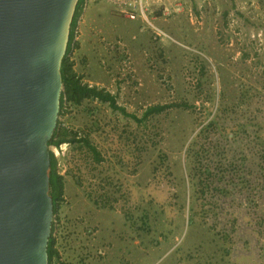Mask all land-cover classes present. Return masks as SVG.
I'll list each match as a JSON object with an SVG mask.
<instances>
[{"label":"rangeland","instance_id":"374dc122","mask_svg":"<svg viewBox=\"0 0 264 264\" xmlns=\"http://www.w3.org/2000/svg\"><path fill=\"white\" fill-rule=\"evenodd\" d=\"M146 2L130 20L84 1L70 60L137 117L181 106L141 124L98 101L59 117L102 159L50 147L65 184L59 261L264 264V0ZM210 120V136L197 135Z\"/></svg>","mask_w":264,"mask_h":264},{"label":"water","instance_id":"95a60500","mask_svg":"<svg viewBox=\"0 0 264 264\" xmlns=\"http://www.w3.org/2000/svg\"><path fill=\"white\" fill-rule=\"evenodd\" d=\"M78 1L0 0V264H48V143Z\"/></svg>","mask_w":264,"mask_h":264},{"label":"trees","instance_id":"16d2710c","mask_svg":"<svg viewBox=\"0 0 264 264\" xmlns=\"http://www.w3.org/2000/svg\"><path fill=\"white\" fill-rule=\"evenodd\" d=\"M84 9V0H79L75 9L74 17L71 23L70 35L68 46L66 50V54L62 61V82H63V91L60 99V117H62L67 110L70 108H78L85 101H98L103 104H107V106L113 110L120 113L123 117L129 118L137 124H141L145 121L148 116L153 114H159L166 109L171 107H179L181 105L177 104H167V105H154L148 107L141 115V117H137L135 114L128 113L123 107H120L116 103V97L111 95L108 91L102 88H98L96 86H90L86 83H83L82 76L78 75L73 65L74 63L70 60V54L74 48L77 47V44L74 42L75 37V29L77 26V21L81 16ZM184 107L186 105H183ZM215 125L212 120L208 121L207 124L202 126V128L198 131L197 135H204L209 137V133L211 130H214ZM245 129H242V132ZM258 139H260V144L262 149L264 148V133L262 135H255ZM227 139V136H224ZM62 144H68L73 146L74 149H77L80 153L86 151L90 154L93 162L98 164L102 161L99 152L96 150L95 146H93L86 135H79L77 132L69 129L65 126H62L61 120L58 121L57 127L53 133L52 139L48 143L49 147H59ZM207 152V151H205ZM198 160V159H197ZM199 161V160H198ZM50 167H51V175H50V186H51V194L53 199V211L57 213L59 204L62 201V196L65 190L64 177L61 175L57 168V160L54 156L53 152L50 151ZM70 169L67 170V175H70ZM73 178L79 184L80 181L78 177L74 174ZM54 226L52 225V232L48 243L47 254H48V264H62L59 261V255L55 248V237Z\"/></svg>","mask_w":264,"mask_h":264},{"label":"built area","instance_id":"2783aa9c","mask_svg":"<svg viewBox=\"0 0 264 264\" xmlns=\"http://www.w3.org/2000/svg\"><path fill=\"white\" fill-rule=\"evenodd\" d=\"M108 1L113 5H115L116 7H118L121 13L130 20H135V17L137 15L136 13L144 17L145 10L147 9L146 0H108ZM62 145H60L57 148L54 147L56 153L58 149L61 148ZM53 154L54 156L56 155L54 152ZM57 168L60 169L59 164H57Z\"/></svg>","mask_w":264,"mask_h":264},{"label":"crops","instance_id":"0c3cea01","mask_svg":"<svg viewBox=\"0 0 264 264\" xmlns=\"http://www.w3.org/2000/svg\"><path fill=\"white\" fill-rule=\"evenodd\" d=\"M85 2L87 1V0H84Z\"/></svg>","mask_w":264,"mask_h":264}]
</instances>
